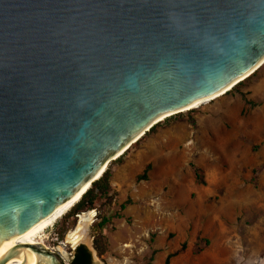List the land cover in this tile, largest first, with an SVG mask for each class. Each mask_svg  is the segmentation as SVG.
<instances>
[{"label":"water","instance_id":"water-1","mask_svg":"<svg viewBox=\"0 0 264 264\" xmlns=\"http://www.w3.org/2000/svg\"><path fill=\"white\" fill-rule=\"evenodd\" d=\"M263 64L264 0H0V264L22 252L65 264L2 241L91 185L159 117Z\"/></svg>","mask_w":264,"mask_h":264},{"label":"rangeland","instance_id":"rangeland-1","mask_svg":"<svg viewBox=\"0 0 264 264\" xmlns=\"http://www.w3.org/2000/svg\"><path fill=\"white\" fill-rule=\"evenodd\" d=\"M107 168L110 197L91 209L90 244L66 242L85 211L63 215L41 245L68 260L83 244L92 264H146L153 249L151 264H163L183 245L169 264H264V64L223 95L156 123ZM127 199L99 255L94 225Z\"/></svg>","mask_w":264,"mask_h":264},{"label":"bare ground","instance_id":"bare-ground-1","mask_svg":"<svg viewBox=\"0 0 264 264\" xmlns=\"http://www.w3.org/2000/svg\"><path fill=\"white\" fill-rule=\"evenodd\" d=\"M235 85L231 84V85L217 91L214 94H211L209 96L198 99V100L194 101L193 103H191L186 108H183L181 111L196 108L200 104H202L206 101H209L213 98L219 97V96L223 95L224 93H226L228 90L232 89ZM170 114L171 113H168V114H165V115L159 117L157 120V123L160 122L161 120L165 119ZM144 134H146V133H144ZM144 134L142 136H144ZM142 136L133 140L128 146L125 147L124 150H122L120 153L114 155L109 160V162H107V166L105 169H107L111 160L117 159L121 155H123L126 152V150L131 145L136 143ZM100 177L101 176H99L98 178H100ZM90 186H91L90 181L88 183H85V185L74 196H72L69 200H67L66 202H64L63 204L58 206L56 209H54L47 217L37 221L31 227H29L26 231L22 232L21 234H15V235H12L9 238L3 240L2 246H4L7 243H13V245L20 244V243H33V244H39V245L43 244V238L42 237H43V233L45 232V230L47 228L53 226L57 222L58 219H60L63 215H65L70 210V208L80 199V197L87 191V189ZM84 190H85V192H83ZM94 216H95L94 210H89L85 213L80 214L79 215L80 219H79L76 227L74 229H72L67 234L66 242L69 244H72V246H76L79 243H86L89 245L91 242L90 236H89V225L92 222ZM3 264H35V256L31 252H22L19 256L13 257V258L7 260Z\"/></svg>","mask_w":264,"mask_h":264},{"label":"trees","instance_id":"trees-1","mask_svg":"<svg viewBox=\"0 0 264 264\" xmlns=\"http://www.w3.org/2000/svg\"><path fill=\"white\" fill-rule=\"evenodd\" d=\"M255 73V72H254ZM249 77L245 78L248 79ZM244 79V80H245ZM135 144V143H134ZM132 146V145H131ZM130 146V147H131ZM129 149V148H128ZM127 149V150H128ZM126 150V151H127ZM151 168V165L148 164L145 169L143 170L142 174L137 177V180L146 179L147 178V172ZM194 175L198 182H203V176L201 173V170L194 165H192ZM110 178L111 173L109 168H107L100 178L95 180L91 186L87 189V191L80 197V199L70 208V210L66 213V217H74L76 219V215L89 211L91 209H94L96 207L97 201H99L102 198H109V192H110ZM131 203V199H127L126 201L122 202L118 206V210L113 212L111 215H104L101 217V220L97 223H95L96 228V235L94 237V248L97 251L99 255H102L104 252H106L108 248V238L106 234L104 233V230L111 226L112 224V218H121L123 217L121 211L124 210L128 204ZM74 219V220H75ZM66 229H63L59 232V236L62 237ZM184 248V245L182 248L178 249L174 253H170L167 255L165 261L163 264H169L171 258L176 255L178 252L182 251ZM156 251L153 249L152 254L149 257L146 264H151V260L153 259L154 253ZM70 264H92V253L88 249L87 246L80 244L74 249L73 258L70 261Z\"/></svg>","mask_w":264,"mask_h":264},{"label":"flooded vegetation","instance_id":"flooded-vegetation-1","mask_svg":"<svg viewBox=\"0 0 264 264\" xmlns=\"http://www.w3.org/2000/svg\"><path fill=\"white\" fill-rule=\"evenodd\" d=\"M73 253H74V251H73ZM73 253H72L70 259H68V260H65V259L63 258V260L67 262V263L64 262L65 264H70V261H71V259L73 258Z\"/></svg>","mask_w":264,"mask_h":264},{"label":"built area","instance_id":"built-area-1","mask_svg":"<svg viewBox=\"0 0 264 264\" xmlns=\"http://www.w3.org/2000/svg\"><path fill=\"white\" fill-rule=\"evenodd\" d=\"M51 251H55V252H57V250H56V248L55 247H48ZM64 262H66V261H64ZM67 263V262H66Z\"/></svg>","mask_w":264,"mask_h":264}]
</instances>
